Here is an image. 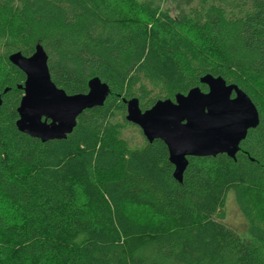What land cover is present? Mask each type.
Segmentation results:
<instances>
[{"label": "trees", "instance_id": "trees-1", "mask_svg": "<svg viewBox=\"0 0 264 264\" xmlns=\"http://www.w3.org/2000/svg\"><path fill=\"white\" fill-rule=\"evenodd\" d=\"M170 1L175 15L153 0H0V264H264V0ZM36 44L66 93L109 86L62 139L15 125L25 75L8 55ZM206 73L244 90L259 123L235 158L188 157L178 182L161 140L119 139L123 99L144 110L205 90ZM230 192L245 236L223 222Z\"/></svg>", "mask_w": 264, "mask_h": 264}, {"label": "water", "instance_id": "water-1", "mask_svg": "<svg viewBox=\"0 0 264 264\" xmlns=\"http://www.w3.org/2000/svg\"><path fill=\"white\" fill-rule=\"evenodd\" d=\"M8 60L25 75L18 85L23 93L15 125L41 141L65 138L76 125L77 116L84 109L102 105L108 94V84L97 76L88 80L86 92L66 93L52 81L48 56L40 44L31 55L14 51ZM200 82L207 85V91L194 86L186 93H176L174 99H158L144 110L138 98L123 99L125 119L139 126L147 141L159 139L165 144L178 182L188 157L225 153L235 158L248 129L259 123L256 105L237 84L210 73L201 76ZM232 91L234 97L230 96Z\"/></svg>", "mask_w": 264, "mask_h": 264}, {"label": "rangeland", "instance_id": "rangeland-1", "mask_svg": "<svg viewBox=\"0 0 264 264\" xmlns=\"http://www.w3.org/2000/svg\"><path fill=\"white\" fill-rule=\"evenodd\" d=\"M138 1L145 2L147 0H138ZM153 1L160 2L161 7H163L162 9L167 8L170 11L171 15L176 14V10L170 0H153ZM1 51L2 50L0 49V52ZM135 88H137V86ZM156 91H157V88H155V90L150 91L149 93L151 95H154ZM22 93L20 94V97ZM143 97H144V94H143ZM119 120H121V115L116 113L115 122H118ZM119 131L120 133L118 137L119 139L122 140V143L124 145L128 144L130 146H137L143 142L144 135L142 134L141 129L139 128V126L131 122H128L127 124L122 126ZM223 210L225 212V217L223 219V222L227 224L228 226L232 227L237 232H239L241 235L243 236L247 235L246 218L244 217V215H242L239 208L237 207L235 200H234V196L231 192L227 195L225 205L223 206ZM254 210L257 216L259 217L261 223L264 224V215L262 214L260 207L256 206L254 207ZM4 211L9 213L7 215L11 214V210L8 209L7 206L4 207Z\"/></svg>", "mask_w": 264, "mask_h": 264}, {"label": "flooded vegetation", "instance_id": "flooded-vegetation-1", "mask_svg": "<svg viewBox=\"0 0 264 264\" xmlns=\"http://www.w3.org/2000/svg\"><path fill=\"white\" fill-rule=\"evenodd\" d=\"M203 84V83H202ZM229 84V83H228ZM205 86H206V89L205 90H202V91H207V89H208V87H207V85L206 84H204ZM231 97H234L235 96V91H232L231 92V95H230ZM250 129H252V128H250ZM250 129H248V130H250ZM248 132V131H247ZM241 143V142H240ZM240 145V144H239Z\"/></svg>", "mask_w": 264, "mask_h": 264}]
</instances>
